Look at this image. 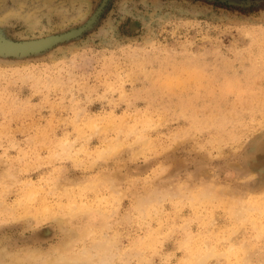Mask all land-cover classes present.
<instances>
[{"label":"rangeland","instance_id":"obj_1","mask_svg":"<svg viewBox=\"0 0 264 264\" xmlns=\"http://www.w3.org/2000/svg\"><path fill=\"white\" fill-rule=\"evenodd\" d=\"M0 264H264V0H0Z\"/></svg>","mask_w":264,"mask_h":264},{"label":"water","instance_id":"obj_2","mask_svg":"<svg viewBox=\"0 0 264 264\" xmlns=\"http://www.w3.org/2000/svg\"><path fill=\"white\" fill-rule=\"evenodd\" d=\"M40 45L41 43L35 42L6 43L0 40V53H21L37 49Z\"/></svg>","mask_w":264,"mask_h":264}]
</instances>
